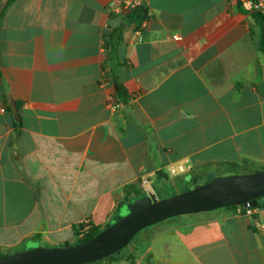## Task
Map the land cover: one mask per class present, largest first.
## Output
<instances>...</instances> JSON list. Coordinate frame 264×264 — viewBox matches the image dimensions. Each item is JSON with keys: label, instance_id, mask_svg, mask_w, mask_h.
Returning a JSON list of instances; mask_svg holds the SVG:
<instances>
[{"label": "crops", "instance_id": "obj_1", "mask_svg": "<svg viewBox=\"0 0 264 264\" xmlns=\"http://www.w3.org/2000/svg\"><path fill=\"white\" fill-rule=\"evenodd\" d=\"M126 1L0 0L2 251L107 228L144 179L186 192L213 165L264 167V54L242 0H140L144 40L125 26L108 63ZM260 224L238 208L172 219L114 264H264Z\"/></svg>", "mask_w": 264, "mask_h": 264}, {"label": "water", "instance_id": "obj_2", "mask_svg": "<svg viewBox=\"0 0 264 264\" xmlns=\"http://www.w3.org/2000/svg\"><path fill=\"white\" fill-rule=\"evenodd\" d=\"M263 197L264 171L221 177L163 200L155 194L137 197L120 208L113 225L85 244L0 256V264H94L122 252L139 233L168 220L228 207L256 208Z\"/></svg>", "mask_w": 264, "mask_h": 264}, {"label": "trees", "instance_id": "obj_3", "mask_svg": "<svg viewBox=\"0 0 264 264\" xmlns=\"http://www.w3.org/2000/svg\"><path fill=\"white\" fill-rule=\"evenodd\" d=\"M14 1H16V0H11L12 3ZM240 7L242 8V11H244L245 13H249L244 9L242 3L240 5ZM250 15L260 28V33H261L260 34V51L264 54V18L257 13H252ZM120 18L124 22L122 29L116 30L113 33H111L110 36L106 40V45H105V49L107 52V61L106 62H108V63H113L116 60H118V51H119V48L122 44V33H123L124 27L125 26H135L137 29H140L143 22L149 20L148 8L145 5H143V6L137 8V9H135V10L123 15V16H120ZM125 98H126L125 90L123 89V87L121 85L116 83V99H118L122 102H125ZM263 171H264L263 166L262 167H255L252 164L247 163V162L243 163V164H237V163L217 164V165H213L210 167V172L205 171L206 174H204V175L202 174V177H201V174L196 175L194 182H195V186L199 187L201 185L208 184L214 180H217L221 177L230 176V175H253V174L261 173ZM206 178H210V179L208 181H203ZM126 194L128 197L120 205L119 209L121 207H123L125 204L130 203L132 200H134L137 197H145L146 196V194H143L141 191L137 190V186H128L126 188ZM258 202H259L258 206L255 209H264V197L260 198ZM237 208L238 207H228L226 209L236 210ZM179 218H181V217H179ZM179 218H175V219H179ZM113 224H111V225H113ZM161 224H163V223H161ZM111 225H109L108 227H110ZM84 228H85L84 226H81V232H82V230H84ZM151 228H148V229L142 231L141 233H139L137 235V237L130 243V245L143 232H145ZM103 230L104 229L98 228V227L89 228L88 231L85 233L83 239L78 240L75 244H65L62 247H69L72 245L85 244V243L89 242L90 240H92L93 238H95L96 236H98ZM81 232H78V236L81 235ZM127 249H128V247L125 248L122 252L115 254L111 257H108L104 260H101L99 262H96L94 264H114L115 262H117V260L119 258L122 257V255L124 254V251H126ZM11 255H14V254L8 253V252H2V250L0 249V256L1 257L11 256Z\"/></svg>", "mask_w": 264, "mask_h": 264}, {"label": "built area", "instance_id": "obj_4", "mask_svg": "<svg viewBox=\"0 0 264 264\" xmlns=\"http://www.w3.org/2000/svg\"><path fill=\"white\" fill-rule=\"evenodd\" d=\"M143 5L144 3L140 0L121 2L119 7L115 10V13L116 15L123 16ZM242 5L244 9L250 14L257 13L264 18V0H242ZM146 22L147 21L143 22L140 29H138V32H137L138 42H142L144 40L143 33H144L145 26H146ZM109 104L114 107L117 106V103H115V100L113 97L110 98ZM6 112H7L6 108L0 104V115L5 114ZM185 172H186V167L184 165H180L176 168H171L168 171L170 176H173L176 178L181 176ZM142 187L144 189V192L147 195H150V182L148 179H144L142 181ZM238 212L240 214L244 212L247 216H253L255 214H260L264 216V209H255L252 207H248L247 209H245L244 207L239 206ZM259 229L261 232L264 233V224H260ZM87 231H88V227H85L84 230H82L81 232L80 239L84 238V235Z\"/></svg>", "mask_w": 264, "mask_h": 264}, {"label": "rangeland", "instance_id": "obj_5", "mask_svg": "<svg viewBox=\"0 0 264 264\" xmlns=\"http://www.w3.org/2000/svg\"><path fill=\"white\" fill-rule=\"evenodd\" d=\"M173 179H175L176 177H173V176H171ZM201 177H202V175H201ZM178 178V177H177ZM210 178H206L205 180H203V181H208ZM202 181V182H203ZM192 189H194V188H190V187H188V185H187V187H186V191H189V190H192ZM154 192V194L158 197V199L159 200H163V199H167V198H170V197H173V196H175V195H178V194H181V193H184V192H181V190H176L175 192H172V189H171V187H170V185H165V186H163V187H160V188H156V189H154V188H151L150 189V194H152ZM80 240V239H79ZM75 244V243H74ZM132 249H133V245H131V246H129L128 247V249L126 250V251H124V254L122 255V257L123 256H127L129 253H131L132 252ZM20 251V252H19ZM22 250L20 249V250H15L14 252H13V254H17V253H25V252H28V251H30V250H28V251H25V252H21ZM2 252H6V251H2ZM121 257V258H122ZM130 263L131 264H134V261H132V260H130Z\"/></svg>", "mask_w": 264, "mask_h": 264}]
</instances>
